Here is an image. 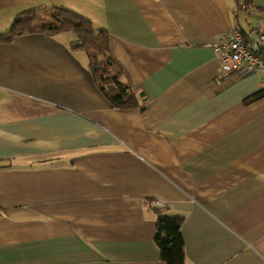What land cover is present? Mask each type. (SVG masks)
<instances>
[{"label": "crops", "instance_id": "crops-1", "mask_svg": "<svg viewBox=\"0 0 264 264\" xmlns=\"http://www.w3.org/2000/svg\"><path fill=\"white\" fill-rule=\"evenodd\" d=\"M56 7L107 30L138 104L112 105L73 31L0 42V264H166L157 209L186 264H264L262 76L214 50L264 0H0V34Z\"/></svg>", "mask_w": 264, "mask_h": 264}, {"label": "trees", "instance_id": "trees-1", "mask_svg": "<svg viewBox=\"0 0 264 264\" xmlns=\"http://www.w3.org/2000/svg\"><path fill=\"white\" fill-rule=\"evenodd\" d=\"M34 31L75 32L78 40L75 47H80L86 52L94 82L112 105L128 108L138 104L136 92L122 81V72L111 54L106 29L96 28L90 19L63 7H56L45 16L30 10L15 19L7 34H0V42L12 41L16 36ZM261 53L264 54V49ZM263 96L264 88H261L250 95L246 102ZM183 220L181 215L157 209L154 242L160 251L161 260L166 264H186L185 243L181 231Z\"/></svg>", "mask_w": 264, "mask_h": 264}, {"label": "built area", "instance_id": "built-area-1", "mask_svg": "<svg viewBox=\"0 0 264 264\" xmlns=\"http://www.w3.org/2000/svg\"><path fill=\"white\" fill-rule=\"evenodd\" d=\"M240 9L248 10L246 2L240 3ZM264 23L250 24L249 30L241 31L234 27L222 34L214 46L215 53L226 74L247 76L261 73V85L264 88ZM156 206L162 207L161 202Z\"/></svg>", "mask_w": 264, "mask_h": 264}, {"label": "rangeland", "instance_id": "rangeland-1", "mask_svg": "<svg viewBox=\"0 0 264 264\" xmlns=\"http://www.w3.org/2000/svg\"><path fill=\"white\" fill-rule=\"evenodd\" d=\"M249 26V25H248Z\"/></svg>", "mask_w": 264, "mask_h": 264}]
</instances>
